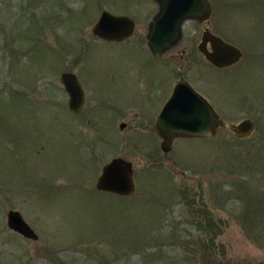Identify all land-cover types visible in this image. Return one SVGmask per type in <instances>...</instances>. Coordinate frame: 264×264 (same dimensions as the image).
<instances>
[{
	"label": "rangeland",
	"instance_id": "374dc122",
	"mask_svg": "<svg viewBox=\"0 0 264 264\" xmlns=\"http://www.w3.org/2000/svg\"><path fill=\"white\" fill-rule=\"evenodd\" d=\"M209 1L207 20L182 24L196 59L172 72L147 49L154 0H0V264H264V0ZM104 8L135 19L132 33H93ZM204 25L242 50L237 62L199 56ZM62 71L85 90L79 111ZM144 73L159 84L183 75L227 123L255 126L176 137L163 151ZM116 155L132 161V195L95 187ZM10 208L38 238L8 227Z\"/></svg>",
	"mask_w": 264,
	"mask_h": 264
},
{
	"label": "water",
	"instance_id": "95a60500",
	"mask_svg": "<svg viewBox=\"0 0 264 264\" xmlns=\"http://www.w3.org/2000/svg\"><path fill=\"white\" fill-rule=\"evenodd\" d=\"M157 10L148 23L147 45L154 55L161 54L174 45L182 36V24L186 19H207L212 6L209 0H155ZM135 27L134 19L124 13L102 9L95 20L92 31L107 40H122ZM198 49L205 58L217 67L237 62L242 50L234 43L204 28ZM60 81L67 92L68 108L79 111L86 95L78 76L73 71H62ZM124 122H120V127ZM228 126L237 136L248 135L254 128V120L244 117L237 122L227 123L208 98L197 91L186 79H178L156 118V131L161 137L160 147L169 151L176 137H212L219 126ZM96 189L120 195L135 192L132 161L116 155L101 166L95 181ZM9 228L21 235L36 239L37 232L18 209L10 208L6 213Z\"/></svg>",
	"mask_w": 264,
	"mask_h": 264
},
{
	"label": "flooded vegetation",
	"instance_id": "af4514ba",
	"mask_svg": "<svg viewBox=\"0 0 264 264\" xmlns=\"http://www.w3.org/2000/svg\"><path fill=\"white\" fill-rule=\"evenodd\" d=\"M155 1V0H154ZM156 2V1H155ZM212 6V5H211ZM156 8H157V3H156ZM156 11V10H155ZM212 11V10H211ZM155 13V12H154ZM211 14V13H210ZM153 16V15H152ZM151 16V18H152ZM150 18V20H151ZM209 18V17H208ZM207 18V19H208ZM207 19H203V20H207ZM149 20V21H150ZM198 22H201L203 20H198V19H194ZM135 21V19H134ZM135 24H136V21H135ZM204 28H207V25H204L203 26V30ZM214 33L218 34L217 32L213 31ZM202 34V33H201ZM219 35V34H218ZM146 37V36H145ZM147 42V40H146ZM194 43V41H186L185 43H182L181 40H179L177 43H175L174 45L166 48L161 54L159 55H154L152 53V51L150 50V48L148 47L147 45V49H148V52L151 56V58L154 60V61H157L159 63H161L162 65H166L168 66L172 72H175L174 69H175V63L176 62H182L183 59L185 58V56H188L190 55L188 53V50H187V46H192V44ZM181 44L182 47H177V46H180ZM197 45V49H198V43L196 44ZM177 47L179 49L177 50H173V47ZM199 51V56L202 57L206 62H208L209 64H212L210 61H208L205 56L203 55V53L198 49ZM188 54V55H186ZM191 56V55H190ZM188 59H193L195 60L196 58H194L193 56L190 58L189 56L187 57ZM213 65V64H212ZM215 66V65H214ZM229 66V65H228ZM217 67V66H216ZM218 68H221V67H218ZM172 77L170 79H162V84H159L158 82H156V78H152L151 76H148V74H143L140 79H139V85L142 89V93L144 92V98L146 100V108L148 109H156L157 107V113L155 114L154 116V127H155V123H156V118H157V115L159 113V111L162 109V107L164 106L165 102L167 101L172 89H173V86L175 84V82L178 80V79H186L183 75H179L177 79H173V76H174V73H172ZM188 80V79H186ZM189 81V80H188ZM190 82V81H189ZM192 85V84H191ZM193 86V85H192ZM194 87V86H193ZM195 88V87H194ZM197 91H199L200 93H202L200 90H198L197 88H195ZM204 94V93H202ZM205 95V94H204ZM206 96V95H205ZM155 130H156V127H155ZM157 132V131H156ZM158 134V133H157ZM159 136V134H158ZM160 137V136H159ZM174 140V139H173Z\"/></svg>",
	"mask_w": 264,
	"mask_h": 264
}]
</instances>
